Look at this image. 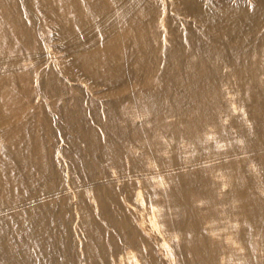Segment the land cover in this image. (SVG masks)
<instances>
[{
	"label": "bare ground",
	"instance_id": "bare-ground-1",
	"mask_svg": "<svg viewBox=\"0 0 264 264\" xmlns=\"http://www.w3.org/2000/svg\"><path fill=\"white\" fill-rule=\"evenodd\" d=\"M0 264H264V0H0Z\"/></svg>",
	"mask_w": 264,
	"mask_h": 264
},
{
	"label": "rangeland",
	"instance_id": "rangeland-1",
	"mask_svg": "<svg viewBox=\"0 0 264 264\" xmlns=\"http://www.w3.org/2000/svg\"><path fill=\"white\" fill-rule=\"evenodd\" d=\"M223 1H229V0H201V3L203 6H207L210 8H217L219 4H221ZM53 36V35H52ZM56 36H53V40L55 39Z\"/></svg>",
	"mask_w": 264,
	"mask_h": 264
}]
</instances>
